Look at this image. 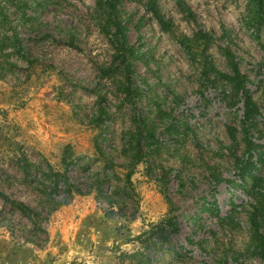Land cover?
<instances>
[{
	"label": "rangeland",
	"instance_id": "1",
	"mask_svg": "<svg viewBox=\"0 0 264 264\" xmlns=\"http://www.w3.org/2000/svg\"><path fill=\"white\" fill-rule=\"evenodd\" d=\"M97 1L0 0V194L39 211L35 179L62 171L67 150L81 191L47 216L46 243L0 195V264H264L249 247L253 200L234 187L241 106L227 108L218 89L200 84L142 0L116 2L136 50L125 84ZM183 2L193 19L157 0L177 32L214 33L210 54L222 71L218 47L230 48L259 109L250 134L264 152V50L245 24L247 0ZM24 160L28 175L16 168ZM256 172L264 179V166ZM167 216L179 232L148 250L144 232Z\"/></svg>",
	"mask_w": 264,
	"mask_h": 264
},
{
	"label": "trees",
	"instance_id": "2",
	"mask_svg": "<svg viewBox=\"0 0 264 264\" xmlns=\"http://www.w3.org/2000/svg\"><path fill=\"white\" fill-rule=\"evenodd\" d=\"M117 1L98 0L96 8L106 14L104 15L106 24L113 29V33L109 36V43L113 48V62L124 73L125 84L130 85L132 83L130 78L132 64L130 60L135 57L136 50L133 45L128 43L123 32V27L117 16ZM142 1L144 10L157 21L164 33L175 40L187 57L189 64L198 71L200 84L218 89L220 100L227 108L237 109L239 105L241 106L240 129L245 151L244 162L237 177L240 184H234V187L241 189L244 194L253 200L251 211L248 213L249 247L252 249V254L264 262V235L262 234V229H264V179L258 176L256 172L258 166H264V152H258L260 146L252 140L250 134L252 130L258 129L256 122L260 113L248 87V77L241 73L239 64L228 46L218 47V53L226 62L227 71H222L216 67L210 54V48L215 42L214 33L196 30L191 35L181 34L175 30L171 20L165 19L157 0ZM173 1L177 9L187 19H193L192 11L183 0ZM245 19V24L251 30V36L264 50V42L260 41L264 37V0H247ZM226 131L230 139L236 142V128L227 126ZM69 153L68 150L65 151L61 159L62 171H53L49 167L46 172L42 171L41 176L35 179L37 186H34V189L38 194L39 202L42 204L39 211L26 206L24 203L11 201L0 194L2 199L9 203L12 211L27 220L35 231L41 235L37 238L38 243L48 241L47 231L43 228V224L48 222L47 216L65 205L66 200H62L65 196L81 193V191L76 190L69 177V167L72 163ZM254 156L255 161L251 162ZM16 165L19 172L25 175L29 174V165L25 160L24 164ZM126 178L129 179V175ZM221 183L232 182L217 178L216 184ZM201 211L211 210L209 206H203ZM179 230L174 218L167 216L160 223L151 225L149 230L144 232L145 240L143 242L145 247L152 251H162L163 248L159 244L167 241L169 235L177 234Z\"/></svg>",
	"mask_w": 264,
	"mask_h": 264
}]
</instances>
